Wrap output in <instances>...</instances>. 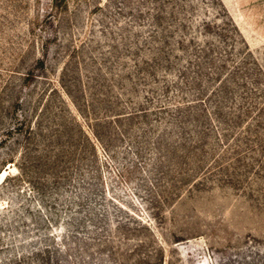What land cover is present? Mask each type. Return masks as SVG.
I'll use <instances>...</instances> for the list:
<instances>
[{
	"label": "rangeland",
	"instance_id": "obj_1",
	"mask_svg": "<svg viewBox=\"0 0 264 264\" xmlns=\"http://www.w3.org/2000/svg\"><path fill=\"white\" fill-rule=\"evenodd\" d=\"M0 264H264V0H0Z\"/></svg>",
	"mask_w": 264,
	"mask_h": 264
}]
</instances>
